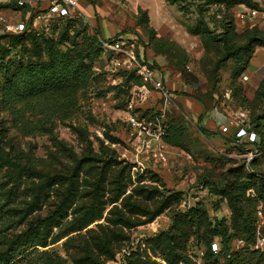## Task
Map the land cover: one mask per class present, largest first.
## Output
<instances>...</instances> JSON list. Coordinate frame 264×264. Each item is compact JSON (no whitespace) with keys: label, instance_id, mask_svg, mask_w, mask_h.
Here are the masks:
<instances>
[{"label":"rangeland","instance_id":"374dc122","mask_svg":"<svg viewBox=\"0 0 264 264\" xmlns=\"http://www.w3.org/2000/svg\"><path fill=\"white\" fill-rule=\"evenodd\" d=\"M261 8L258 12H264ZM200 9L220 18L223 7L187 0L182 12L163 0H80L82 16L75 21L53 17L42 26L38 38L53 41L60 50L91 35H97L101 47L93 56L89 85L77 92L70 112L50 122L31 123L30 113L13 115L4 108L0 92V252L9 253L5 264H184L156 240L169 239L174 232L182 234L183 252L196 263L206 254L208 224L214 227L224 220L235 234L239 216L217 190L235 178L240 184L254 183L248 174L257 177L259 170L264 172V154L221 131L230 121L252 125L246 107L231 99L233 64L227 63L211 78L218 56L207 52L186 28L196 23ZM242 11L235 14L240 31L248 27L246 19L254 20ZM145 14L149 27L156 30L152 37L141 24ZM7 35L0 34V87L6 63L27 54ZM24 43L34 48L30 38ZM131 52L163 78L172 94L170 103L158 91L134 94V78L117 65ZM247 76L245 72L238 82L250 96ZM148 87L154 89L152 84ZM197 100L205 103V115ZM163 111L165 130L172 122L187 126L192 154L167 145L162 137L148 139L140 133L138 122ZM28 119L31 125L26 128ZM200 127L213 134H201ZM151 130L156 133L158 128ZM255 149L259 153L252 161L257 169L252 170L245 156ZM247 197H256V190H248ZM93 203L99 207L91 215L95 218H81ZM131 204L152 212L166 207L151 220ZM199 204L208 219L200 221V228L175 231L177 214ZM248 211L256 220V245L264 238L262 203ZM90 219L93 222L85 227ZM239 241L233 240L235 249ZM220 242L213 239L215 252L221 250Z\"/></svg>","mask_w":264,"mask_h":264},{"label":"trees","instance_id":"16d2710c","mask_svg":"<svg viewBox=\"0 0 264 264\" xmlns=\"http://www.w3.org/2000/svg\"><path fill=\"white\" fill-rule=\"evenodd\" d=\"M163 1L169 5H177L182 12H184L187 2V0ZM206 5L222 6L221 17L217 18V15L214 14L206 15L205 10L200 9L196 23L187 25L186 28L190 34L201 39L207 52L211 50L216 52L218 60L214 65L211 78L214 79L219 71L226 67L227 63L231 62L233 64L231 85L233 94L231 99L236 101L239 106L246 107L252 125L250 131L259 136V142L252 145L264 154V79L258 85L252 99L247 96L245 89L238 82L249 69L257 48L264 49V30L254 25L240 31L235 19L236 9L240 6L256 11L263 10L256 0H206ZM18 11L21 12L22 19H25L27 14L31 12V21L37 13L35 10L27 8ZM66 18H70L71 21L76 20V17ZM141 24L145 26L151 37L156 34V30L149 27L147 14L141 19ZM212 25L220 29H212ZM38 32L40 31H36L29 26L28 30L23 33H8L7 36L13 42L14 47L23 45L27 54L18 61L9 60L6 63L4 81L0 87V92L2 104L10 113L13 115L21 113V117H25V113H30L31 123L43 124L72 110L77 92L80 89H85L93 79V56L99 51L101 43L97 35L85 36L81 44L75 42L73 48L60 50L53 41L38 38ZM2 33L6 34V32H0V34ZM27 38L32 40L33 49L25 46L24 39ZM167 43L172 46L177 45L171 41ZM43 52H45L46 57L43 56ZM6 55L7 53H4L2 58ZM126 73H130L131 78L135 80L133 88L141 85V79L139 76H135L134 71ZM197 101L202 107V114L205 115L207 113L205 103L201 100ZM30 121L27 120L26 128L31 125ZM166 127L165 134L162 136L163 142L192 154L189 148L190 133L187 126L183 123L172 122ZM199 131L203 135L213 134L204 127H200ZM225 135L234 138L231 135ZM254 167L255 162L252 161L251 169L254 170ZM243 170L246 169L244 168L240 172ZM258 173L257 177L248 174L250 178L254 179V183L240 184L238 179L235 178L227 182L220 191L217 190L219 195L228 199L230 208L235 214H238L239 218H237L238 224L235 223L234 226V235L230 234L229 226L224 220H220L214 227L208 224L205 228L208 229L204 240L206 254L202 258L205 264H264V251L253 248L257 239V227L256 220L249 217L250 211H248L249 207L255 206L257 202L262 203L264 211V172L259 170ZM101 175L103 176L105 173L102 172ZM101 182L98 184L99 187ZM206 185L209 186L208 183ZM252 188L256 190V197H247V191ZM177 200L180 199L177 197ZM135 206L140 209L139 213L141 215L151 220L164 210L163 207H166H160L152 212L143 205L131 204V207ZM97 209L99 210V207L93 203L81 218H95L91 215ZM98 217H101V211ZM207 217L205 207L199 204L186 213H180L179 216L177 214V217L174 218V229H179L175 231H182L187 228L189 230L200 228L203 222L200 223V221ZM92 222L93 219H90L84 223V226L86 227ZM216 237L221 240V250L218 252H215L212 248L213 239ZM183 239L182 234L174 232L169 239L164 238L161 241L160 238H157L156 240L169 249V253L174 258L184 264H197L183 252L184 248L180 245ZM239 239L242 240L244 245L235 249L232 242ZM8 254V251L0 252V260H3L2 264L9 261ZM116 254L113 251L111 257L115 259ZM140 264L146 263L140 262Z\"/></svg>","mask_w":264,"mask_h":264},{"label":"built area","instance_id":"2783aa9c","mask_svg":"<svg viewBox=\"0 0 264 264\" xmlns=\"http://www.w3.org/2000/svg\"><path fill=\"white\" fill-rule=\"evenodd\" d=\"M27 8L29 10H35L37 12L32 21L31 12H29L25 19H22V14L18 10ZM10 12V13H8ZM80 5L79 0H0V32L19 34L23 33L30 28L36 31L42 30V26L46 22L53 18H66V17H80ZM124 60L117 62L118 66L123 67L126 71H134L144 82L138 86L137 92L134 93L142 97L145 93L158 91L164 101L168 104L172 101V94L166 88L163 78H157L155 70L149 64L141 63L136 55L131 53H125ZM149 84L153 85L154 89H150ZM165 111L162 114L155 115L151 120L147 122V119L143 122H138L137 126L140 129V133H146L147 138L157 136L162 137L165 134L163 128ZM151 126L158 128L156 133H153ZM245 121L238 122H227L221 126L223 134L231 135L235 138L239 144H256L259 142V136L249 130ZM258 149L255 152L250 151L245 159L250 162L258 155ZM244 243L239 241V247L243 246ZM264 245V238H258V243L254 246L255 249L261 250V246ZM197 264H205L201 259L197 261Z\"/></svg>","mask_w":264,"mask_h":264},{"label":"crops","instance_id":"0c3cea01","mask_svg":"<svg viewBox=\"0 0 264 264\" xmlns=\"http://www.w3.org/2000/svg\"><path fill=\"white\" fill-rule=\"evenodd\" d=\"M256 2L261 6L264 7V3L261 2V0H256ZM242 10L243 13H245L246 15L254 16V20L251 19H246L245 20V24L246 26H258L260 29L264 30V18L262 16V14H264V12H258L256 10H251L247 7H237L236 12H239ZM258 14V16H257ZM261 15V16H260ZM257 55H259L258 61H257V65L253 66V62L255 61L256 57H258ZM248 76H247V92L248 89L250 90L248 93L250 96H247L252 99L254 97L255 91L258 87V85L260 84V82L264 79V49L263 48H257L256 52H255V56L251 61L250 67L249 69L246 71ZM198 109V108H197ZM201 108L199 107L198 111Z\"/></svg>","mask_w":264,"mask_h":264}]
</instances>
